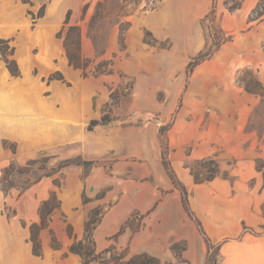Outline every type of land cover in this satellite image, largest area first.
<instances>
[{"label": "rangeland", "instance_id": "rangeland-1", "mask_svg": "<svg viewBox=\"0 0 264 264\" xmlns=\"http://www.w3.org/2000/svg\"><path fill=\"white\" fill-rule=\"evenodd\" d=\"M156 1L80 0L74 4L70 25L82 29L84 55L91 59L95 57L89 34L108 40L107 59L113 60L116 55L113 75L96 78L90 72L87 78H83L80 71H74L68 66L63 41L56 38L64 23L58 27L37 25L40 15L45 11L43 5L38 6L32 0H18L25 7L29 22L16 23L10 28L8 36L1 37L12 39L11 44L16 48L15 59L20 70V62H24L26 71V75L21 71L19 78L10 75L6 78L7 70L0 62V246L9 247L3 252V261H8L12 253L14 261L10 264H17L18 256L23 258L24 264H82L79 256L69 253L74 239L67 235L66 222L72 225L76 241H81L86 220L96 212L98 219H101L93 233L98 253L113 245L118 250L128 248L130 256L142 253L154 255L160 259V264L191 263L186 255V240L166 232L167 226L171 224L152 226L148 218H145L146 212L136 210L135 205L129 209L128 202L132 200L135 204V197L145 200L148 197L154 198L160 192L168 193L169 189L164 188L166 184L159 179L161 164L159 167L155 162L151 163L150 170L138 167L141 175L151 172L146 179L149 183H140L145 180L135 176V165L129 161L116 165L111 161L98 160L88 168L71 164L60 169L66 161L86 160L81 154L82 126L79 124V121L85 122V117L91 115L86 112V106L92 104L94 110H102L112 124L127 125L132 122L130 108L134 99L136 76L123 71L119 52L112 55L110 38L114 35L119 46V23L129 21L128 16L143 9L153 8ZM217 2L214 0L216 6ZM240 2L225 0L226 9ZM99 3L103 4L101 19L98 21L101 28L95 27L91 31L89 24ZM263 10L264 0L258 13ZM203 27L207 36L206 48H212L226 35L218 15L214 22L205 20ZM142 32L145 45L154 47V52L171 48L170 41L156 40L146 28ZM213 69L218 72L216 66ZM57 72L63 76L64 81L48 84L49 77ZM216 77L218 99L224 97V83L228 82L231 91L234 84L243 92L248 84L255 83L264 90V77L255 68L240 69L235 76H225L218 72ZM160 81L150 85L149 89H159ZM196 98L207 101V84L202 83ZM153 99L165 105L168 93L158 90ZM256 99L259 100L258 105L249 112L243 109L241 117L240 108L233 107L230 114L218 109L216 134H209L207 107L203 110L194 105L192 109L200 119L196 124L200 134H189V142L171 149L169 134L164 131L163 138L161 133L154 135L156 145L162 154L163 144H166L169 162H180L194 177L196 184L215 178L233 179V173L241 161L248 163L253 160L256 169L264 174V96L258 94ZM250 101L249 104H252ZM137 116L136 120H142L141 116ZM153 119L160 120L159 113H154ZM90 121L84 129H88ZM168 126L169 123L162 125L160 130L162 127L168 129ZM179 135L171 134L175 146ZM166 178H169L171 192L179 191L167 172ZM52 193L61 201V211L54 215L51 231L41 233L43 256L36 258L31 253L29 226L38 222L39 208ZM122 227L123 234L114 238ZM51 232L57 237L60 250L52 248ZM65 253L67 257H64ZM205 264H223V256L217 247L212 249L209 260L207 253Z\"/></svg>", "mask_w": 264, "mask_h": 264}, {"label": "crops", "instance_id": "crops-1", "mask_svg": "<svg viewBox=\"0 0 264 264\" xmlns=\"http://www.w3.org/2000/svg\"><path fill=\"white\" fill-rule=\"evenodd\" d=\"M32 1L38 6L43 5L45 10L37 25L58 27L65 23L68 12L80 0ZM260 1L241 0L240 8L230 12L226 9L225 0H218L216 14L222 29L231 40L221 45L211 59L195 67L190 75L187 74L189 63L207 47L203 24L213 9L214 0H157L153 8L128 16L132 24L125 37L127 47L120 51L118 40L113 35L110 38V52H113L112 55L119 52L123 71L136 76L134 99L130 108L132 122L127 125L109 123L98 125L93 130L84 129L90 120H99L104 115L102 110H94L92 104L86 106V112L91 115L85 117V122L79 121L82 126L81 154L86 161H111L116 165L129 161L135 165V176L145 180L140 183H149L146 179L151 172L141 175L138 173L139 166L150 170L151 163L155 162L159 167L161 164L159 179L164 181V188L170 192L164 195L159 191L154 198L148 197L145 200L135 197V204L132 200L128 202L129 209L135 205L136 210L146 212L145 218H148L152 226L171 224L167 226L166 232L186 240V255L190 264H205L207 243L196 223L186 213L180 192H171L160 147L156 145L154 135L160 134V127L169 123L166 132L169 134L171 149H175L191 140L189 134H200L196 127L200 119L192 106H199L203 110L207 107L209 134H216L218 109L230 114L233 107L240 108L241 117L243 109L249 112L258 105V94L247 89L241 92L242 89L236 84L231 86V91L228 89L229 82L224 83V97L218 99L216 75L219 72L225 76H235L240 69L255 68L264 77V17L250 21V15ZM28 22L26 9L18 0H0V38L8 36L10 28L16 23ZM144 28L156 40L170 41L171 48L154 52V47L144 43ZM108 54L109 51L105 59ZM213 66H216L218 72L212 70ZM158 81L159 89L151 91L149 86ZM202 83L208 85L206 102L196 98ZM158 90L168 93L165 105L153 99ZM181 96L183 102L180 101ZM250 99L252 104H249ZM154 113H159L160 120L153 119ZM136 115L141 116L142 120H136ZM171 134H181L176 146L172 143ZM171 165L190 192V208L196 219L202 224L211 242L219 246L223 264H264V174L256 169L255 162L241 161L233 173V179L215 178L200 184L195 183L194 177L180 162L172 160ZM6 248L9 249L8 246H0V264L14 261L12 253L8 261H3ZM17 264H24L23 258L18 256Z\"/></svg>", "mask_w": 264, "mask_h": 264}, {"label": "trees", "instance_id": "trees-1", "mask_svg": "<svg viewBox=\"0 0 264 264\" xmlns=\"http://www.w3.org/2000/svg\"><path fill=\"white\" fill-rule=\"evenodd\" d=\"M262 3L263 0H261L257 5V7L252 11L250 15V21L260 19L264 16V10L262 11V13H258L259 9L262 6ZM240 6H241V2L229 8V11L234 12L235 10L239 9ZM102 7L103 4L99 3L96 13L92 17L91 23L89 24V29H91V31L95 27L96 28L98 27L99 29L101 28V26L98 25V21L101 19ZM216 13H217L216 5L214 3L213 9L206 18V20L210 19L214 22L217 18ZM256 13H258V16L254 17V14ZM41 16H43V13L40 15V17ZM70 17H71V11H69L67 14V18L65 20L64 26L56 34V38L62 39L63 41V48L65 50V55L68 60V65L72 67L74 70L81 71V74L84 78H87L90 72L94 77L113 75L114 59L116 58V55L113 56L114 58L113 60L104 58V56L107 53L108 40L104 38L99 39L93 34H89V38L91 39L94 45L95 57L94 59L87 58L83 53L82 29L79 26L70 25ZM65 26H67V28ZM130 27H131V22L129 21H122L119 23L120 51H124L126 48L125 34L130 29ZM148 35L151 34L148 33ZM230 40L231 37L225 35L222 41L215 43L212 48H206L197 57L193 58L187 67V74L190 75V73H192L195 67H197L202 62L211 59L213 55L218 51L220 46ZM11 42L12 39L0 38V62L4 64L5 68L7 69L11 77L19 78L21 76V70L19 68L17 60L15 59L16 48L12 46ZM149 44L153 46L152 43ZM98 59L101 60L98 61ZM52 81H64V78L59 72H57L49 77L48 84ZM246 89L249 92L259 94L261 97L264 96V90L262 89V87L258 85V83H255L254 85L248 84L246 86ZM110 122L111 121L109 120L108 115L104 114L101 120H92L88 126V129L93 130L98 125H106L109 124ZM168 129L166 127L161 128L160 133L162 138L164 137L163 134L164 131H167ZM12 147H14V145ZM32 162L33 161L28 163V165H30ZM162 163L167 174L170 176L174 186L180 192L182 204L186 213L188 214L190 219H192L196 223L199 231L205 237L208 247V260H209V256H211L212 249L214 247H217L218 251H220L219 246H216L211 242V240L205 234L202 224L196 219L193 211L191 210L188 191L186 187L179 181L174 169L172 168L171 163L168 160V146L166 144H163ZM71 164L88 168L90 166H94L95 162L86 161V160L66 161L60 166V169L67 167ZM60 211H61V201L57 198L55 193H52L51 196L41 204L38 211V217H39L38 222H34L29 226V233H30L29 240L32 243V254L34 256L36 257L43 256L40 235L43 231L51 229V223L53 217L57 212ZM141 217L143 219V216ZM100 223H101V219H98L96 212H93L88 217V219L84 224L83 240L76 241V235L74 234V229L72 225L66 222L67 235L70 238L74 239V243L69 247V253L79 256L82 264H160V259L153 255H150L148 253H142V254L130 256L128 248L124 250H118L113 245L106 248L104 251L98 253L96 250V242L94 240L93 233ZM123 232L124 230L122 227L120 231L117 234H115L113 237L118 238ZM51 233H52V240H51L52 248L54 250H60L61 246L57 237L53 232ZM64 257H67V253L64 254Z\"/></svg>", "mask_w": 264, "mask_h": 264}, {"label": "bare ground", "instance_id": "bare-ground-1", "mask_svg": "<svg viewBox=\"0 0 264 264\" xmlns=\"http://www.w3.org/2000/svg\"><path fill=\"white\" fill-rule=\"evenodd\" d=\"M20 65H21V67H22L23 73L26 75V71H25V64H24V62H23V61H21V62H20ZM5 76H6V78H8V77H9V75H8V72H7V71H5Z\"/></svg>", "mask_w": 264, "mask_h": 264}]
</instances>
